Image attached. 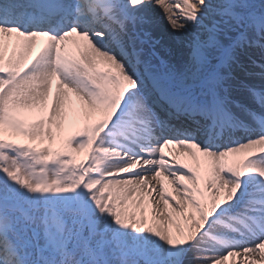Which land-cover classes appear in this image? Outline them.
<instances>
[{
  "label": "snow or ice",
  "instance_id": "6c2138e0",
  "mask_svg": "<svg viewBox=\"0 0 264 264\" xmlns=\"http://www.w3.org/2000/svg\"><path fill=\"white\" fill-rule=\"evenodd\" d=\"M0 264H264V0H0Z\"/></svg>",
  "mask_w": 264,
  "mask_h": 264
},
{
  "label": "bare ground",
  "instance_id": "6f19581e",
  "mask_svg": "<svg viewBox=\"0 0 264 264\" xmlns=\"http://www.w3.org/2000/svg\"><path fill=\"white\" fill-rule=\"evenodd\" d=\"M162 55H164L165 58H170V57H168V55L166 53H162ZM169 149L171 150L172 154L180 152V150L175 148L174 146H171V147L169 146ZM189 162H191V161H189Z\"/></svg>",
  "mask_w": 264,
  "mask_h": 264
}]
</instances>
